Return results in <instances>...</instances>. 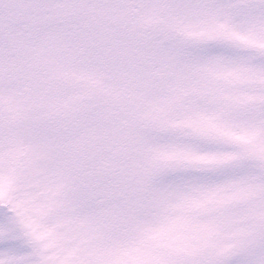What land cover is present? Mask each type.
I'll return each instance as SVG.
<instances>
[{"label": "snow or ice", "instance_id": "1", "mask_svg": "<svg viewBox=\"0 0 264 264\" xmlns=\"http://www.w3.org/2000/svg\"><path fill=\"white\" fill-rule=\"evenodd\" d=\"M0 264H264V0H0Z\"/></svg>", "mask_w": 264, "mask_h": 264}]
</instances>
